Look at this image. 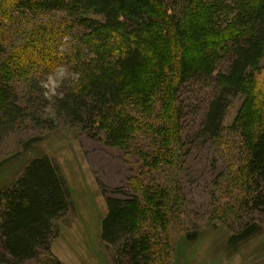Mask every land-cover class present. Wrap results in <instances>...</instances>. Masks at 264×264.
I'll list each match as a JSON object with an SVG mask.
<instances>
[{
    "label": "trees",
    "instance_id": "16d2710c",
    "mask_svg": "<svg viewBox=\"0 0 264 264\" xmlns=\"http://www.w3.org/2000/svg\"><path fill=\"white\" fill-rule=\"evenodd\" d=\"M15 7L35 28L34 39L25 44V34L13 47L0 20L6 32H0V142L29 122L55 123L14 86V78L31 69L63 66L76 75L55 97L57 117L94 138L104 133L109 146L135 154L142 169L154 171L179 166L180 92L187 83L210 86L192 130L197 139H220L228 96L243 94L230 128L241 140L237 165L215 177L213 195L224 197L212 212L232 231L233 244L261 232L264 222L254 213H264V88L254 72L264 59V0H16ZM52 13L61 21L45 28L42 16ZM20 28L11 34L20 35ZM224 62L229 65L219 69ZM138 138L142 144L133 145ZM150 181L125 197L102 187L108 214L101 239L118 248L116 264H170L169 232L180 199L168 185ZM69 199L52 159H34L0 191V264H64L52 245Z\"/></svg>",
    "mask_w": 264,
    "mask_h": 264
},
{
    "label": "rangeland",
    "instance_id": "374dc122",
    "mask_svg": "<svg viewBox=\"0 0 264 264\" xmlns=\"http://www.w3.org/2000/svg\"><path fill=\"white\" fill-rule=\"evenodd\" d=\"M15 4L16 0H0V20L8 25L11 45L18 47L25 39V44H31L28 39H34L31 32L35 28L21 18ZM170 8L173 10L172 5ZM60 21V13L42 16L45 28L57 26ZM32 23L40 22L35 20ZM17 28L21 33L13 36L11 31ZM0 32L6 34L4 30ZM25 34L28 35L26 38ZM65 48L66 45L64 48L59 46L62 51ZM227 65L229 63L224 62L219 69ZM254 73L258 85L264 88V59ZM75 78L76 75L63 66L26 70L25 74L16 76L13 82L21 97L37 100L43 117L50 116L55 123L51 128L48 123L29 122L0 142V191L14 185L36 158L48 156L58 167L69 191L71 208L55 221L59 236L52 249L64 264H116L118 248L101 239L102 223L108 214L102 187L108 194L125 197L133 194L136 186L141 191V186L153 179L168 185L172 195L180 199L169 232L173 243L170 264H264V226L260 233L233 244L230 241L232 231L219 219L213 218L212 212L217 199L224 197L219 191L213 195L216 191L215 177L221 172L228 173L237 165L241 140L230 128L245 95L228 96L229 107L220 139H197L192 130L195 121L199 120L197 115L204 111V98H209L210 86L187 83L180 92L184 133L179 166L154 171L142 169L135 154L109 146L104 133L94 138L82 125L69 124L57 117L53 107L55 97L65 84L69 85ZM44 96L47 102L41 98ZM132 144H142V139L138 138ZM254 217L264 222V213L258 216L254 213ZM189 235L196 238L191 239ZM24 264L37 262L31 260Z\"/></svg>",
    "mask_w": 264,
    "mask_h": 264
},
{
    "label": "crops",
    "instance_id": "0c3cea01",
    "mask_svg": "<svg viewBox=\"0 0 264 264\" xmlns=\"http://www.w3.org/2000/svg\"><path fill=\"white\" fill-rule=\"evenodd\" d=\"M56 251V250H55ZM59 256V255H58Z\"/></svg>",
    "mask_w": 264,
    "mask_h": 264
}]
</instances>
